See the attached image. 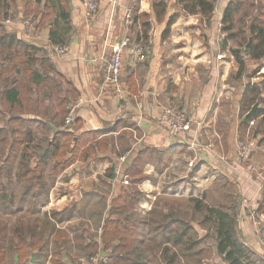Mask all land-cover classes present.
<instances>
[{"label": "crops", "instance_id": "obj_1", "mask_svg": "<svg viewBox=\"0 0 264 264\" xmlns=\"http://www.w3.org/2000/svg\"><path fill=\"white\" fill-rule=\"evenodd\" d=\"M26 1L28 10L32 11L28 16H24ZM45 1L14 0L13 6L3 10L8 12L10 20L2 22L4 28L32 45L46 48L54 14L44 12ZM229 1L216 0L211 23L207 26L199 14H184L173 6L158 24L150 0H101L92 17L84 15L80 0H68L71 23L68 50L46 57L54 67L49 75L55 74L62 87L66 113L75 105L74 118L65 128L64 120L55 116L56 123L48 124L49 131L42 125L45 118L35 117L41 121L40 127L35 129V141L41 142L57 129L71 132L73 141H78L85 133L101 134L80 149L90 147V154L59 173L52 187L54 200L49 199L50 208L69 210L68 217L54 220L56 228L68 234V239L60 246L63 263L86 264L84 259L90 255L88 249L93 242L105 259L111 255L112 245L120 244L111 241L104 251L101 241L105 220L120 219L123 213L113 201L123 190L130 191L133 183L130 179L127 186L111 184L112 177L107 176V170H113L117 159L131 149L124 164L127 173L138 152L145 147L165 151L176 145L170 164L160 173L152 164H146L143 169L146 179L136 185L141 197L130 213L133 223L134 219L138 220L137 225L134 223L138 232L154 237L153 227L164 223L169 213L182 215L186 211L170 208L167 203L175 200L185 203L188 198L203 195L209 203L214 185L226 181L235 188L239 205L238 230L253 252L251 264H264V221L259 226L249 215L255 210L264 216V58L253 60L246 51H241L244 62L241 66L227 45L222 46L220 40L224 39V34L220 21ZM134 6L138 13L150 16L148 58L135 60L130 51H124L121 74L126 89L117 94L103 77L115 42L133 34L132 25L136 29L134 35L140 31L139 20L133 24L132 14L131 22H125L126 13H132ZM43 12L46 17L39 25ZM173 13L178 17L169 34L162 37L167 19ZM260 13L262 11L244 22L249 25ZM28 21L34 25L32 32L26 28ZM217 55L221 58L217 59ZM35 68L39 69V65ZM32 83L33 79L23 71L9 76L7 81L9 86L30 85L31 99L40 97L44 101L45 116L56 113L55 100L43 97V92L39 93ZM170 103L185 111L190 120L189 129L177 139L169 136L168 125L162 119L163 108ZM191 143L196 145L195 152L189 149ZM70 155L67 151L65 158ZM175 228H178L176 222L169 225L167 231ZM138 236L139 239L132 244L128 242L126 247H144L151 243ZM197 250H204L208 255L202 253L199 261L194 257H181V261L227 264L217 253L211 237L200 240ZM40 256L42 263L37 255L36 264H51L49 256Z\"/></svg>", "mask_w": 264, "mask_h": 264}, {"label": "trees", "instance_id": "obj_2", "mask_svg": "<svg viewBox=\"0 0 264 264\" xmlns=\"http://www.w3.org/2000/svg\"><path fill=\"white\" fill-rule=\"evenodd\" d=\"M35 1L41 2V0ZM150 1L155 22L158 24L164 21L168 9L173 6L179 8L184 14H199L207 26L211 23L216 3V0ZM14 4V0H0V210L10 212L16 205L26 204L28 210L36 212L40 205L47 202L49 188L55 182L57 175L76 160L85 159L92 149L90 147L82 151L80 149L88 141L95 140L101 133H85L78 141H73L71 132L57 129L56 132L42 139L44 144L35 141L36 126L41 124L40 119L35 117L45 118L46 121L42 125L51 131L48 124L56 123L55 116H60L62 120L67 116L66 100L61 98L63 91L56 79L57 76L49 75L54 72V67L46 57L47 49L32 45L4 28L2 22L9 19V14L3 10ZM244 4L245 0H230L224 8L220 23L221 32L225 34V37L221 44L225 47L228 41L243 39L245 44L243 51L247 52L250 59L259 61L264 58V13L254 17L249 25L242 17L238 21L239 26L236 27L235 17ZM44 6V12L54 14V20L49 29L48 46H66L67 35L71 30L68 0H46ZM28 7L29 2L26 1L24 16L32 12L28 10ZM135 7L132 8V22L139 20V32L143 36L142 39L147 42V33L151 28L150 16L147 13H138ZM44 12L39 25L43 24V19L46 17ZM177 17L176 13L168 17L162 37L169 34L170 27ZM136 39H140L137 34ZM231 51L235 60L243 66L242 52L235 48ZM36 64L39 65V69L35 68ZM22 71L33 79V87L39 93L43 92V97L55 100L58 107L56 113L45 116L44 101L40 97L31 99L30 85L23 87L7 85L9 76L17 75ZM72 142L73 146L70 147ZM174 148L176 145L168 147L165 151L145 147L138 152L133 163L126 170L133 182L131 189L128 192L123 190L121 195L113 201L123 209V213L120 219H106L101 233L104 251L111 241V243L117 241L120 244L112 245V253L106 257V262L103 264H197L193 260L188 263L180 259L194 257L199 261L202 253L208 255L204 250L196 249L201 238L193 226L194 222L202 228H204L203 224L208 225L211 230L210 237L215 240L217 253L223 256L227 264H251L253 252L245 245L239 233V205L236 202L230 206L220 202H217V205H211L208 201L206 202L205 195L201 198L191 197L186 200L184 214L169 213L164 223L159 222L157 227H153L154 237H150L143 231L138 232L136 226L138 220L134 219L136 223L134 225L133 214L130 213L141 197L136 185L146 179L147 175L143 173L146 164H152L158 173L162 172L170 164L175 152ZM67 151L71 155L65 158ZM112 174L113 170L108 169L107 176L112 177ZM15 182L22 186L18 199L11 195ZM228 185L225 181L221 186L227 188ZM117 209L120 210L119 208L114 210ZM67 211V208L60 212L53 211L51 213L54 217L51 219L61 221L69 216V212L65 213ZM195 215L200 216L199 221H194ZM174 222L178 223V228L167 231L168 226ZM47 227L49 232L45 233L44 229L38 230L36 224L25 228L19 225L10 230L11 236L0 229V264H4L7 257L4 247L6 239H9L15 264H27L31 251L36 253L39 251L44 258L49 256L51 264H65L61 260L60 246L68 239V234L64 229L56 228V224L51 220ZM138 234L141 235L142 241L147 238L151 243L144 247L127 248L128 242L132 244L139 239ZM98 249V245L93 242L88 249V254H94Z\"/></svg>", "mask_w": 264, "mask_h": 264}, {"label": "built area", "instance_id": "obj_3", "mask_svg": "<svg viewBox=\"0 0 264 264\" xmlns=\"http://www.w3.org/2000/svg\"><path fill=\"white\" fill-rule=\"evenodd\" d=\"M101 0H80L83 13L86 17H92L96 14L98 10V5ZM10 20L6 19L4 22L8 23ZM125 22L129 24L131 22V12L128 11L125 15ZM26 28L28 31L32 32L34 30V25L28 21L26 23ZM68 50L67 46H48L46 51V56L49 58L55 55H61ZM124 51H130V54L135 60H146L148 58V51L145 45H142L141 42H131L130 36L125 35L115 42L112 52L109 59L106 62V70L104 73L103 80L105 83L110 85L113 91L117 94H122L125 92V86L122 82V56ZM221 55H217V59H220ZM75 105L69 107V113L64 119V125L69 126L73 122L74 118ZM162 119L168 125L169 136L173 139H177L185 131L189 129L190 120L185 113V111L179 109L177 106L172 104H166L163 108ZM189 149L192 152H195L196 145L191 143ZM131 149L125 151L118 159L116 164L113 166V174L111 179V184L116 186H127L130 184V177L124 171V164L126 160L131 155ZM190 165L192 163H189ZM250 217L255 223L259 226L264 221V216L258 211H251ZM86 264H103L106 262V259L102 254L96 252L87 256Z\"/></svg>", "mask_w": 264, "mask_h": 264}, {"label": "rangeland", "instance_id": "obj_4", "mask_svg": "<svg viewBox=\"0 0 264 264\" xmlns=\"http://www.w3.org/2000/svg\"><path fill=\"white\" fill-rule=\"evenodd\" d=\"M245 3L246 4H244L242 6L240 12L237 14V16L235 18L236 27L239 26L238 25V21L242 17H243L244 21H246V19L249 16L252 17L258 11H262V13H264V0H246ZM132 31H133V34H130L131 42H136V43L137 42H141V43H143L145 45L147 51H149V46L150 45H149L148 39H147V42H145V40H143V39L142 40H140V39L137 40L136 39V34L134 35V33L136 32V29H134L133 25L131 26V32ZM137 35H138V37H140V38L142 37L143 38L141 33L138 32ZM148 37H149V34L147 33V37L146 38H148ZM223 37H225V34L223 35ZM221 41L222 40H220V42ZM228 42H227V46L226 47H228L229 51H231L232 48H235L236 50H239V51H243L244 50V45L245 44L243 43V39H239L237 41H232L229 44H228ZM236 42H238V43H236ZM47 47H46V49H47ZM170 104H172V103H170ZM172 105H175V104H172ZM36 127H40V125H37ZM38 132L41 134V131L38 130ZM39 138L41 139L43 137L40 136ZM38 143L44 144V142H42V140H41V142H38ZM223 182L224 181H221V182H218L217 185L215 184L214 185V190L209 193V195H210L209 196V203L211 205H217V202L223 203V205H225V206H230V205H232L235 202L237 203V196L235 194L234 185L233 184H229L227 188H225L223 186H221L222 187L221 188L220 185H222ZM52 187H53V185L50 186V188H49L47 202H45L43 205H40L38 211H36V212H31L30 210H28L27 207H26V204H22L21 206H17L16 205L14 207V210L10 211V212H3V211L0 210V229L5 230L7 232V235L11 236L10 230L12 228L16 227V226L22 225V227L25 228V227H29L32 224H36L38 230H43L44 229L45 233H48L49 232V227H47V226H48V224H50V220L52 222H54L55 224H57L55 222V221H57V219H55V218H52L53 220L51 219V217H54L51 212L56 211V210H52V208H50V206H49V199L50 200H52V199L54 200V195H52ZM21 192H22V186L19 183L15 182V184L12 187L11 195H14V197L16 196L17 199H18ZM167 204H168L167 205L168 207L173 208V209L186 210L185 209L186 208V202L184 203L183 201L178 202V201L175 200L174 202H170V203H167ZM62 210L63 209H61L60 211H62ZM60 211H58V212H60ZM179 212H181V211H179ZM199 217H200L199 215H195L193 217V218H195L194 221H199L198 220ZM132 219H133V216H132ZM92 225H94V224L92 223ZM203 227H204L203 229L206 230L205 233H206L207 237H206V239H205V237H204V239L201 238V241L202 240H207L208 238H210V235H211V232H210L211 230L208 228V225L203 224ZM50 239H51V237H50ZM8 240L9 239H6V241L4 242L5 252H6V255H7L6 261H5L4 264H15V257L13 256L12 249L9 247L10 244H9ZM50 243H51V241H50ZM196 249H197V247H196ZM37 255H39V262H41L42 261V257L40 256V254H37ZM27 264H29L28 261H27ZM37 264H38V262H37Z\"/></svg>", "mask_w": 264, "mask_h": 264}, {"label": "water", "instance_id": "obj_5", "mask_svg": "<svg viewBox=\"0 0 264 264\" xmlns=\"http://www.w3.org/2000/svg\"><path fill=\"white\" fill-rule=\"evenodd\" d=\"M40 154H42V152ZM193 226L195 227L196 231L199 233L200 237H204L205 236L206 233L204 231L200 230L199 227L196 224H193ZM36 256H37V253L35 251H31L30 252V257H29V260H28L29 264H34L35 263Z\"/></svg>", "mask_w": 264, "mask_h": 264}]
</instances>
